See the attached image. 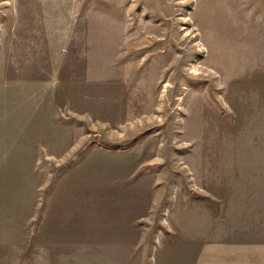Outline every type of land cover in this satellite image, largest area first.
Returning a JSON list of instances; mask_svg holds the SVG:
<instances>
[{"label":"rangeland","instance_id":"374dc122","mask_svg":"<svg viewBox=\"0 0 264 264\" xmlns=\"http://www.w3.org/2000/svg\"><path fill=\"white\" fill-rule=\"evenodd\" d=\"M209 240L264 264V0H0V264Z\"/></svg>","mask_w":264,"mask_h":264},{"label":"crops","instance_id":"0c3cea01","mask_svg":"<svg viewBox=\"0 0 264 264\" xmlns=\"http://www.w3.org/2000/svg\"><path fill=\"white\" fill-rule=\"evenodd\" d=\"M254 255L255 249L251 243L209 240L201 243L195 264H240L241 257L252 258Z\"/></svg>","mask_w":264,"mask_h":264}]
</instances>
